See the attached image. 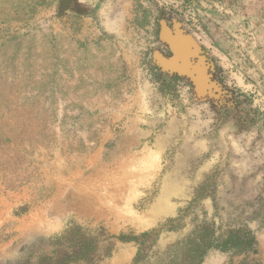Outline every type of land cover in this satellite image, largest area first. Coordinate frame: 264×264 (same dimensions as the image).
I'll use <instances>...</instances> for the list:
<instances>
[{
	"label": "rangeland",
	"instance_id": "rangeland-1",
	"mask_svg": "<svg viewBox=\"0 0 264 264\" xmlns=\"http://www.w3.org/2000/svg\"><path fill=\"white\" fill-rule=\"evenodd\" d=\"M202 226L203 264H264V0H0V264Z\"/></svg>",
	"mask_w": 264,
	"mask_h": 264
},
{
	"label": "trees",
	"instance_id": "trees-1",
	"mask_svg": "<svg viewBox=\"0 0 264 264\" xmlns=\"http://www.w3.org/2000/svg\"><path fill=\"white\" fill-rule=\"evenodd\" d=\"M154 232L144 233L135 239L141 249L133 264H203L209 252L215 248L213 242L206 238L208 228L202 226L187 239L170 246L166 252L151 254V235ZM53 244L58 246L53 256H41L37 264H94L97 261L99 242L81 227L68 228ZM240 244L229 242L223 249L229 250Z\"/></svg>",
	"mask_w": 264,
	"mask_h": 264
},
{
	"label": "bare ground",
	"instance_id": "bare-ground-1",
	"mask_svg": "<svg viewBox=\"0 0 264 264\" xmlns=\"http://www.w3.org/2000/svg\"><path fill=\"white\" fill-rule=\"evenodd\" d=\"M158 202V201H157ZM161 203V202H160ZM159 206V205H158ZM160 207V206H159ZM121 212V211H120ZM163 215V214H162ZM158 216V215H157Z\"/></svg>",
	"mask_w": 264,
	"mask_h": 264
}]
</instances>
